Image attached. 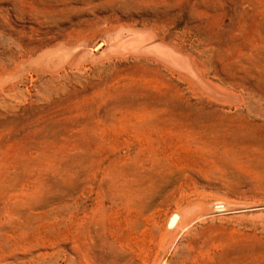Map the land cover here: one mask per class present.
<instances>
[{
	"label": "rangeland",
	"instance_id": "obj_1",
	"mask_svg": "<svg viewBox=\"0 0 264 264\" xmlns=\"http://www.w3.org/2000/svg\"><path fill=\"white\" fill-rule=\"evenodd\" d=\"M0 264H264V0H0Z\"/></svg>",
	"mask_w": 264,
	"mask_h": 264
},
{
	"label": "bare ground",
	"instance_id": "obj_2",
	"mask_svg": "<svg viewBox=\"0 0 264 264\" xmlns=\"http://www.w3.org/2000/svg\"><path fill=\"white\" fill-rule=\"evenodd\" d=\"M132 31H133V30H132ZM135 32H136V31H135ZM142 32H143V31H142ZM145 32H147V31H145ZM148 32H149V33L152 32L153 35H154V37L156 36V35L154 34L155 31H148ZM148 32H147V33H148ZM152 33H151V34H152ZM151 34H150V35H151ZM154 37H153V40H154ZM115 40H116V39H115ZM147 44H148V43H147ZM149 45H150V44H149ZM154 46H155V45H154ZM111 47H112V46H111ZM142 47H143V46H142ZM140 48H141V47H140ZM161 49H163V48H161ZM128 51H130V52H132V53L134 52V51H131V50H128ZM136 52H137V51H136ZM136 52H135V54H136ZM143 52H144V51H143ZM144 53H145V52H144ZM157 56H158V55H157ZM177 58H178V57H177ZM179 58H180V57H179ZM182 58H185V57H182ZM182 58H181V59H182ZM178 60H179V59H178ZM178 60H177V61H178ZM183 60H184V59H183ZM65 61H66V60H65ZM181 61H182V60H181ZM183 62H185V61H183ZM181 63H182V62H181ZM185 64H186V63H185ZM185 64H184V65H185ZM184 65L182 64L181 66H184ZM182 70H183V69H182Z\"/></svg>",
	"mask_w": 264,
	"mask_h": 264
}]
</instances>
